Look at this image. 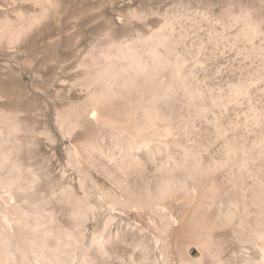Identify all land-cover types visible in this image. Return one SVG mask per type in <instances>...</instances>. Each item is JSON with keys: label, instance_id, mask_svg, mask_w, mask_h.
I'll use <instances>...</instances> for the list:
<instances>
[{"label": "bare ground", "instance_id": "obj_1", "mask_svg": "<svg viewBox=\"0 0 264 264\" xmlns=\"http://www.w3.org/2000/svg\"><path fill=\"white\" fill-rule=\"evenodd\" d=\"M10 1L17 17L0 16V43L14 52L62 4ZM182 16L120 41L107 34L73 68L65 61L62 73L82 76L54 79L52 126L0 110V264H264V20L233 11L193 58L175 34ZM208 43L211 53L239 46L252 73L207 85L197 69ZM42 138L53 147L45 175ZM61 142H72L66 164Z\"/></svg>", "mask_w": 264, "mask_h": 264}, {"label": "rangeland", "instance_id": "obj_2", "mask_svg": "<svg viewBox=\"0 0 264 264\" xmlns=\"http://www.w3.org/2000/svg\"><path fill=\"white\" fill-rule=\"evenodd\" d=\"M0 4L3 5L0 9V16L8 12L12 18L16 19L17 15L12 11L10 0H0ZM24 9L28 12H38L40 6ZM209 9H212L218 18L221 17L223 20L219 19V22L214 24L209 19L205 20L202 16H205ZM243 10L249 11L254 18L264 20V0H62L60 8L57 9L58 13L55 9L51 10L50 19L48 17L43 21L41 26L39 25V30L37 29V32L35 31L31 36L30 45L28 44L31 49L27 46L23 51L14 52L5 42L0 43V110L17 111L30 129L50 127L54 123L55 115L47 107L55 103L56 93L61 89L59 84L55 86L54 79L66 77L73 80L82 76V73L65 75L60 70L61 65L70 59L72 62L70 68H73L98 39H105L106 37L103 36L108 34L120 41L135 37L138 32L147 34L150 28L151 30L152 28L158 29L162 25L165 15L177 18L184 15L176 24L175 34L183 38V46L186 45L185 47L194 58L198 55L196 50L199 48L197 43L200 39L205 40L211 30L222 33L223 23L226 24L225 17L229 18L233 11L238 13ZM134 12L145 14L148 18L133 19L131 16ZM216 25L219 27L217 28ZM33 37L38 41H34ZM80 40L82 45L78 42ZM206 46L207 51L204 54L210 56V60L206 69L198 68L197 71L200 75L204 73L207 75V85L225 88L226 82L234 79V76L236 78L241 68H244L247 75L252 73V67L242 60L243 56L240 53H236L239 46H235L234 49L227 46L226 50L217 53H211L208 50L213 47L211 44L208 43ZM53 85L55 87H52ZM259 85L262 86L263 83ZM254 87L257 88V85ZM62 95L64 97L65 92ZM80 99L82 96L79 93L73 95L72 100L79 101ZM67 100L57 102V107L65 105ZM232 115L231 112L229 116ZM41 140L43 157L35 160V165L45 175L48 168H52L46 160L49 159L53 147L44 138ZM67 144H72V142L65 144L61 142L55 149L62 164H66ZM61 165L57 161L53 163L54 179H57V171L61 169ZM75 177V174H70L68 181ZM101 181L102 184L108 185L102 179ZM95 226V223L90 224L91 229Z\"/></svg>", "mask_w": 264, "mask_h": 264}]
</instances>
